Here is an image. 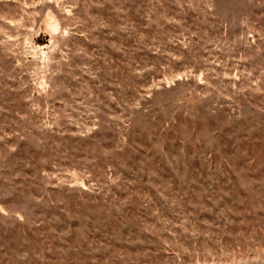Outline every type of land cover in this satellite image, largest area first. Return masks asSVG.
Here are the masks:
<instances>
[{"label": "rangeland", "instance_id": "obj_1", "mask_svg": "<svg viewBox=\"0 0 264 264\" xmlns=\"http://www.w3.org/2000/svg\"><path fill=\"white\" fill-rule=\"evenodd\" d=\"M0 264H264V0H0Z\"/></svg>", "mask_w": 264, "mask_h": 264}]
</instances>
